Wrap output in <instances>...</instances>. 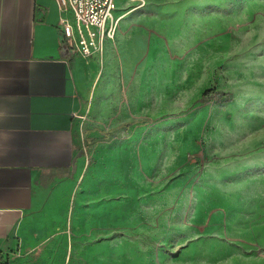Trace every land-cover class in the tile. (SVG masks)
I'll return each instance as SVG.
<instances>
[{
    "label": "crops",
    "instance_id": "crops-1",
    "mask_svg": "<svg viewBox=\"0 0 264 264\" xmlns=\"http://www.w3.org/2000/svg\"><path fill=\"white\" fill-rule=\"evenodd\" d=\"M163 2L136 8L131 0H115L116 35L86 55L77 36L72 43L65 37V19L75 24L70 7L58 0H0V264H140L121 252L123 240L111 239L112 230L140 216L143 196L151 203L157 193L151 171H137L136 157L146 154L149 169L156 157L152 142L149 150H137L139 134L150 116L173 112V55L222 27L221 16L203 11L204 0ZM203 50L204 44L198 49L202 63ZM229 77L241 78L236 95L216 88L232 92V100L199 101L203 90L194 100L203 105L178 121L231 129L237 112L228 104L243 91L242 116L249 126H264L258 68L253 77L225 68L220 81ZM87 150L94 165L79 187Z\"/></svg>",
    "mask_w": 264,
    "mask_h": 264
},
{
    "label": "rangeland",
    "instance_id": "rangeland-1",
    "mask_svg": "<svg viewBox=\"0 0 264 264\" xmlns=\"http://www.w3.org/2000/svg\"><path fill=\"white\" fill-rule=\"evenodd\" d=\"M180 1L186 4L188 0ZM204 1V12L221 16V32L207 33L200 44L173 55V112L150 116L139 134L137 150H149L152 142L156 157L151 169L146 167V154L136 157L137 171L143 176L151 171L157 179V193L151 195V203L148 194L143 196L147 198L137 220L127 221L125 227L111 233L112 240H123L120 250L126 259L135 256L140 264H264V126H249L242 116L243 91L228 104L237 112L236 126L229 127L235 131L231 137V129L223 126H186L178 121L203 105L194 103L203 90L229 88L237 94L241 78L220 81L225 68L229 74L238 72L245 77H253L258 68L264 94V0ZM138 2L131 0L130 4L136 8L164 4L163 0ZM192 3L199 5L202 0ZM188 29L186 25L181 28L183 32ZM203 44L202 63L198 49ZM236 60L245 61L248 69L242 70V63ZM142 75L144 94L147 74ZM171 119L173 123L165 125ZM251 138L257 139L253 145ZM87 153L86 168L78 174L79 187L94 165L89 150ZM124 163L127 171L130 164L128 160ZM200 188L202 193L196 195ZM151 206L152 216L148 214ZM130 207L127 200V217L132 215ZM110 264L138 263L111 260Z\"/></svg>",
    "mask_w": 264,
    "mask_h": 264
},
{
    "label": "built area",
    "instance_id": "built-area-1",
    "mask_svg": "<svg viewBox=\"0 0 264 264\" xmlns=\"http://www.w3.org/2000/svg\"><path fill=\"white\" fill-rule=\"evenodd\" d=\"M73 12L75 24L67 19L64 34L69 43L76 40L79 50L91 55L105 39L113 38L118 28V20L113 18L115 0H58Z\"/></svg>",
    "mask_w": 264,
    "mask_h": 264
},
{
    "label": "trees",
    "instance_id": "trees-1",
    "mask_svg": "<svg viewBox=\"0 0 264 264\" xmlns=\"http://www.w3.org/2000/svg\"><path fill=\"white\" fill-rule=\"evenodd\" d=\"M233 98V93L224 91V90H219L216 87H211L206 89L199 101L205 102V101H210V100H216L218 102H227L232 100Z\"/></svg>",
    "mask_w": 264,
    "mask_h": 264
}]
</instances>
